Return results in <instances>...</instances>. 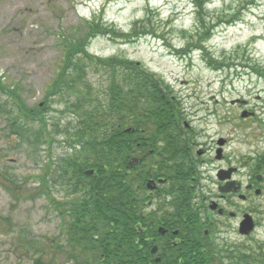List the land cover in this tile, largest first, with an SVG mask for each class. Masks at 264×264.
<instances>
[{
    "label": "rangeland",
    "instance_id": "1",
    "mask_svg": "<svg viewBox=\"0 0 264 264\" xmlns=\"http://www.w3.org/2000/svg\"><path fill=\"white\" fill-rule=\"evenodd\" d=\"M200 1L0 0V79L18 88L29 106L44 103L62 62L63 36L82 37L96 19L113 34L93 39L89 51L139 63L163 80L182 109V129L189 126L175 138L193 143L196 157L200 145L215 151L217 140H231L232 167L239 169L237 181L246 183L264 156V77L258 73L264 68V0H206V7ZM133 32L132 42L119 37ZM88 79L98 95L109 85L103 71ZM59 101L50 100V117L64 128L75 117L61 115ZM10 106L0 97V110ZM4 120L0 114V264H33L42 251L44 261L55 257L63 264L55 248L65 245L66 225L60 209L40 194V176L70 146L59 136L51 153L32 155L28 146L4 136ZM203 179L195 185L204 186ZM55 198L66 197L60 192ZM232 203L256 212L249 238L238 233L242 215L232 219V242L264 252V216L256 211L264 214V193Z\"/></svg>",
    "mask_w": 264,
    "mask_h": 264
},
{
    "label": "trees",
    "instance_id": "2",
    "mask_svg": "<svg viewBox=\"0 0 264 264\" xmlns=\"http://www.w3.org/2000/svg\"><path fill=\"white\" fill-rule=\"evenodd\" d=\"M196 4L206 7L207 1ZM87 25L82 37L63 36L62 62L44 103L29 106L18 88L0 79V97L11 101L9 108L0 110L5 118L2 132L20 147L28 146L32 155L43 149L51 153L59 136L70 146V152L51 161L40 176V194L60 209L66 225L65 245L55 248L62 252L63 264H150L144 210L149 201L147 182L167 175V186L179 187L177 182L182 181L186 187V175L175 176L186 174L188 162L187 142L175 138L181 112L156 75L139 63L92 54L91 41L112 32L96 19ZM119 37L132 42L136 36L133 32ZM101 71L109 76V85L98 95L88 76ZM258 73L264 77V68ZM50 100H60L64 111L59 113L71 114L74 122L62 128L60 119L51 118ZM152 123L161 127L153 130ZM138 137L144 149L142 162L131 166L138 157ZM257 165L264 169V156ZM60 192L66 197L63 202L55 198ZM40 254L33 264H56L55 257L44 261L46 253ZM240 259L243 264H264V252L245 253Z\"/></svg>",
    "mask_w": 264,
    "mask_h": 264
},
{
    "label": "flooded vegetation",
    "instance_id": "3",
    "mask_svg": "<svg viewBox=\"0 0 264 264\" xmlns=\"http://www.w3.org/2000/svg\"><path fill=\"white\" fill-rule=\"evenodd\" d=\"M149 126L156 130L161 124L152 123ZM188 130L189 126L182 129L179 125L176 135ZM137 141L138 159H142L144 149L141 138L138 137ZM151 142L155 146L156 140ZM230 142L217 140L215 151L205 142L200 145L197 157L193 152L194 144L187 143L186 174L180 172L175 176L186 175L189 186H157L148 193L149 201L144 210L149 228L150 264L239 263L235 250L242 245L237 247L232 243V219L239 218L240 214L253 215L256 212L237 208L232 198L243 195V201H253L254 195L259 197L264 193V175L252 173L246 183L240 182L239 193H232V151L227 152ZM166 176L161 175L158 180L166 179ZM198 177L204 178V186L195 185ZM256 211L264 216L261 210Z\"/></svg>",
    "mask_w": 264,
    "mask_h": 264
},
{
    "label": "water",
    "instance_id": "4",
    "mask_svg": "<svg viewBox=\"0 0 264 264\" xmlns=\"http://www.w3.org/2000/svg\"><path fill=\"white\" fill-rule=\"evenodd\" d=\"M134 162H136V160H133V163ZM133 163L131 162L130 165L133 166ZM92 174H93L92 172L88 173V175H92ZM152 184H154V182H152L151 184L148 185L150 189L153 188V186H151ZM235 184H236L235 182H232V191L237 192L239 190V186L236 188ZM253 230H254V222L249 215H246L244 217V221L240 225V234L249 235Z\"/></svg>",
    "mask_w": 264,
    "mask_h": 264
}]
</instances>
